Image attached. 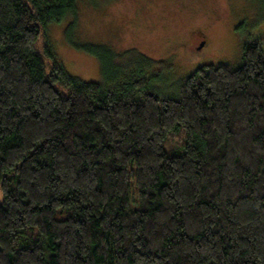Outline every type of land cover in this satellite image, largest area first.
I'll use <instances>...</instances> for the list:
<instances>
[{"label": "trees", "instance_id": "16d2710c", "mask_svg": "<svg viewBox=\"0 0 264 264\" xmlns=\"http://www.w3.org/2000/svg\"><path fill=\"white\" fill-rule=\"evenodd\" d=\"M78 1L0 0V264H264V45L173 97L105 48L82 83L36 50Z\"/></svg>", "mask_w": 264, "mask_h": 264}, {"label": "rangeland", "instance_id": "374dc122", "mask_svg": "<svg viewBox=\"0 0 264 264\" xmlns=\"http://www.w3.org/2000/svg\"><path fill=\"white\" fill-rule=\"evenodd\" d=\"M77 8L75 24L66 17L47 26L36 50L48 44L67 75L82 83L103 82L94 52L105 48L113 66L124 73L141 69L150 92L173 97L196 68L239 64L246 43L264 45V0H79ZM194 29L206 35L202 53L178 48ZM183 145L178 128L163 148L173 156Z\"/></svg>", "mask_w": 264, "mask_h": 264}, {"label": "flooded vegetation", "instance_id": "af4514ba", "mask_svg": "<svg viewBox=\"0 0 264 264\" xmlns=\"http://www.w3.org/2000/svg\"><path fill=\"white\" fill-rule=\"evenodd\" d=\"M206 35L204 32L200 29H194L190 32V37L188 39V42L182 43L178 45V48H187L191 47L194 50V52H203L206 49ZM192 42V43H190Z\"/></svg>", "mask_w": 264, "mask_h": 264}]
</instances>
